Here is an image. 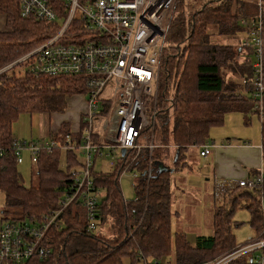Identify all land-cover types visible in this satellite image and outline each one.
<instances>
[{"label":"trees","instance_id":"1","mask_svg":"<svg viewBox=\"0 0 264 264\" xmlns=\"http://www.w3.org/2000/svg\"><path fill=\"white\" fill-rule=\"evenodd\" d=\"M20 1L0 0V22H4L0 27V70L58 29L24 18ZM257 12V0L179 1L159 74L162 90L157 115L147 130L159 146H174L172 170L188 167L187 151L206 145L210 128L222 124L226 114L234 111L242 112L246 122L250 112L260 116L264 156V102L262 109L256 107L258 103L252 97L250 85L254 76L253 50L243 51L240 44L213 41L216 35H226L235 41L248 36L249 29L241 20ZM240 54L244 57L241 63L237 59ZM14 65L0 71V191L5 194V206L0 213L3 222L37 224L61 207L72 184L71 170L82 161L76 150L56 147L42 151L37 161L32 162L37 182L26 186L13 150L16 141L26 139L15 137L13 124L23 112L49 116L64 113L72 97L86 95L87 76H50L28 69L17 75ZM224 68H229L241 82L226 79ZM81 118L75 128L69 121H63L56 131L49 132V140L64 144L67 134L83 128ZM79 134H73L77 143ZM161 148L156 147L152 152L131 149L109 172L95 170L94 166L96 184L101 189L97 207L99 226L88 229L85 208L79 202L71 203L58 224L51 225L46 233L44 243L52 250L47 258L34 257L9 264H119L124 256L147 264L149 260L158 264H203L213 260L211 256L233 252L240 244L247 243H237L233 231L237 224L233 216L240 207L250 213L254 241L264 239V181L255 188L237 186L220 195L214 192V197L221 199L233 191L237 194L230 205H213L210 235H198L193 244L182 231L173 235L172 216L178 211L172 209V171L161 169V165L168 166L165 163L168 153ZM127 168L139 172L133 200L125 199L120 185L121 174ZM259 173L260 170L256 175ZM240 197L244 202L239 201ZM107 224L111 225L113 237L105 236V230L102 232ZM259 252L264 255V248ZM255 253L237 256L227 264H257ZM172 258L173 261L169 260Z\"/></svg>","mask_w":264,"mask_h":264},{"label":"built area","instance_id":"2","mask_svg":"<svg viewBox=\"0 0 264 264\" xmlns=\"http://www.w3.org/2000/svg\"><path fill=\"white\" fill-rule=\"evenodd\" d=\"M180 0H21V15L36 19L59 30L31 50L22 60L35 74L50 76L85 74L86 109L82 113L83 128L77 143L75 133L66 135L64 144L45 139L43 142L16 141L13 150L22 163V151H29L37 161L42 151L56 147L76 150L83 159L72 169V184L61 207L50 212L37 224L27 221H4L0 226V264L23 263L34 257L47 258L52 250L44 241L51 225L58 224L64 209L79 202L86 212L88 229L98 227V203L101 193L94 175L95 160L104 154L121 149L129 150L156 146L142 143L146 131L157 115V101L167 37L177 13ZM258 12L243 18L248 36L240 48L253 50L254 76L251 79L252 97L262 109L264 102V0H257ZM13 63V64H14ZM13 64L1 69L5 70ZM246 82V80H244ZM109 148V153L103 149ZM1 153V151H0ZM211 153L205 145L200 154ZM117 161V160H116ZM115 162L114 164H116ZM128 169V168H127ZM135 176L138 172L135 171ZM264 181V171L253 178L217 180V195L236 186L255 188ZM134 187L136 181H134ZM264 248V239L247 243L230 253L203 264H227L243 254ZM257 264H264V255L256 254ZM149 264H158L150 261ZM169 264V263H165Z\"/></svg>","mask_w":264,"mask_h":264},{"label":"rangeland","instance_id":"3","mask_svg":"<svg viewBox=\"0 0 264 264\" xmlns=\"http://www.w3.org/2000/svg\"><path fill=\"white\" fill-rule=\"evenodd\" d=\"M3 25L4 22H0V27ZM213 41L224 44H236L235 39H232L226 35H216L213 37ZM236 45H238V42ZM167 48L169 47L166 46L165 52L168 50ZM237 59L240 62L242 59L244 60V57L241 58L240 54L237 55ZM14 67V72H16L17 75L18 73L21 74L20 71L26 70V68L22 65H18V67L17 65H14ZM222 72L226 79H233L241 82V79H239L237 75H234V73L230 71L229 68H224ZM161 90L162 88L160 87V91ZM171 90H173V87ZM78 95L80 94H77L74 98L78 97ZM71 99L68 103L67 110L64 113H54L49 116L47 113L32 114L29 112H23L13 124L15 137L24 138L26 140L34 138L39 142H43L48 138L52 127L57 125L61 120H66L69 118H71L74 122L72 123V126L74 128L77 127L80 122V116H82L83 112H81L78 119V111L84 106V104L80 102L85 100L84 97L80 98L79 101L76 102H72ZM85 109L86 106L84 110ZM213 140L217 142V144H220L221 142L228 143L230 140L233 142V148H239V154H237L234 161L235 166L241 169H246L250 166L257 168L258 170L260 169V160L257 154V147L261 145V118L258 114L253 112L248 113L246 122L242 112L234 111L227 113L222 124L212 126L209 130V136L206 144L210 145L211 148L213 145H211L209 142H212ZM151 141L156 145L155 147H162L161 150L168 153L165 163L169 167H172L175 159L174 146L171 145L169 148H165L163 145L159 146L158 142H156L154 139V135H149L147 131L142 143L144 144ZM238 144L247 146L243 147ZM109 151V148L103 149L104 153H109ZM199 151L200 147L190 148L187 151L188 167L175 172L172 171V209L178 211L177 215L175 214L172 216V234L174 235L176 231H183L186 233V236L192 242V244L194 243L195 237L197 235H206L212 232L211 221L214 213L213 205H230L233 195L237 194L233 191L232 194L227 193L224 195V198L222 199L216 197V195L214 197L213 194L215 189V179L212 178L214 163L211 160V155L203 157L200 156ZM118 154L119 151L117 150L114 151L113 154H104V156L98 158L95 164V170L103 172L111 171L114 168V163L119 159V156H116ZM22 157L23 162L18 164V169L21 173L24 184L26 186L30 185L32 182L36 184L37 180L34 171L35 165L32 163L33 161L31 160L29 151L27 149H23ZM80 157L82 161V154H80ZM262 168L263 169H260V171H264V162L262 164ZM135 171L138 172V170L126 169L123 171L120 177L121 189L125 199L127 200H133L136 197V191L133 185L137 178V176L134 175ZM215 201L216 203L214 204ZM239 201L244 202L241 197L239 198ZM4 206L5 194L0 191V211ZM262 208L264 210V201H262ZM1 217L2 215L0 213V226ZM233 218L235 221H237V224L233 226L237 243L246 242L250 237L255 236V231L249 224L250 213L246 208H237ZM102 232H104L105 236L107 237L114 236L111 225L109 226V224L104 226ZM225 254H218L219 256L216 254V256H211V258L214 257V259H216ZM169 260L173 261V258ZM150 261L152 260H149V262ZM119 264L147 263L144 260L134 261L130 256H124L122 257Z\"/></svg>","mask_w":264,"mask_h":264},{"label":"crops","instance_id":"4","mask_svg":"<svg viewBox=\"0 0 264 264\" xmlns=\"http://www.w3.org/2000/svg\"><path fill=\"white\" fill-rule=\"evenodd\" d=\"M244 37L245 36H242L240 38V41H238V45L240 44L242 38H244ZM236 44H237V41H236ZM74 97L71 99L72 102L79 101V99L82 97H84V100H85V101L82 100L80 102V103H83L84 106L78 111V119H79V115L81 114L82 111H84V108L86 106V97L83 94L78 95V97H76V98H74ZM63 121H69L71 124L74 123L71 118L66 119V120H61L57 125L52 127V129L50 131L51 132L56 131ZM18 139H24V138H18ZM32 139H34V138H30V140H32ZM209 143L211 145H213L211 148V153L208 156L211 155L210 156L211 160L214 163L213 164V171H212L213 172L212 178L215 180L216 179H220V180H235V179L239 180V179H241L242 180V179H246V178H253L258 173V171L260 169H263L262 164L264 162V156H263L261 145L259 147H257V150H258L257 154H258V157L260 160V165H259L260 169L258 170L257 168L252 167V166H250L246 169H241V168L234 165V161L236 159L237 154H239L240 150H239V148H233V146H232L233 142L232 141L229 140L228 143L221 142L220 144H217V142H215L213 140L212 142H209ZM238 145H240V144H238ZM240 146L246 147L247 145L246 146L240 145ZM243 149H246V148H243ZM172 171L175 172L174 169ZM2 222H3V220L1 219V224H2ZM211 233H208L206 235H210ZM196 237H195V240H196Z\"/></svg>","mask_w":264,"mask_h":264},{"label":"bare ground","instance_id":"5","mask_svg":"<svg viewBox=\"0 0 264 264\" xmlns=\"http://www.w3.org/2000/svg\"><path fill=\"white\" fill-rule=\"evenodd\" d=\"M20 3H21V2H20ZM20 11H21V7H20ZM58 30H59V27H58V29L56 30V32L53 33L51 36L55 35V34L57 33ZM35 48H36V47H35ZM28 53H29V52H28ZM28 53H26L25 55H23L22 57H20L19 59H17L18 62H19V63H20V62L24 63L22 59H23ZM17 60H16V61H17ZM14 62H15V61H14ZM14 62H13V63H14ZM14 64H16V63H14ZM14 64H13V65H14ZM10 65H11V64H10ZM13 65H12V66H13ZM12 66H11V67H12ZM22 66H23V65H22ZM9 68H10V67H9ZM7 69H8V68H7ZM84 96H85V95H84ZM82 113H83V112H82ZM151 125H153V123H151ZM145 144L148 146L147 143H145ZM206 145H207V144H206ZM204 146H205V145H204ZM204 146H201V147H200V152H201V150H202V148H203ZM148 147H149V146H148ZM154 148H156V147H155V146H153V147L150 146V147H149V151L152 152V150H153ZM127 153H128V152H127V149H126V153H125L124 155H121L120 158H123ZM121 154H122V149H121ZM200 155H201V154H200ZM96 160H98V159H96ZM96 160H95V163H96ZM117 161H118V160H117ZM117 161H116V162H117ZM114 165H115V164H114ZM94 166H95V165H94ZM71 171H72V170H71ZM254 177H255V176H254ZM217 180H220V179H216V181H217ZM235 180H236V179H235ZM239 180H241V179H239ZM236 187H237V186H236ZM238 187H240V186H238ZM216 189H217V188H216ZM217 190H218V189H217ZM214 192L216 193V191H214ZM2 223H3V222H2ZM99 223H100V221H99ZM99 223H98V226H99ZM250 238H253V237H250ZM248 240H249V239H248ZM259 250H260V249H259ZM259 250H255V251H253V252H256L255 254H260ZM207 263H208V262H207Z\"/></svg>","mask_w":264,"mask_h":264},{"label":"water","instance_id":"6","mask_svg":"<svg viewBox=\"0 0 264 264\" xmlns=\"http://www.w3.org/2000/svg\"><path fill=\"white\" fill-rule=\"evenodd\" d=\"M126 153V148H123L122 149V155H124ZM161 169L165 170V171H172V168L168 167V166H164V165H161Z\"/></svg>","mask_w":264,"mask_h":264}]
</instances>
